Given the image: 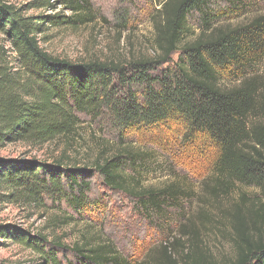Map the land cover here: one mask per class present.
I'll use <instances>...</instances> for the list:
<instances>
[{"label": "trees", "instance_id": "obj_1", "mask_svg": "<svg viewBox=\"0 0 264 264\" xmlns=\"http://www.w3.org/2000/svg\"><path fill=\"white\" fill-rule=\"evenodd\" d=\"M215 1H161L153 22L154 57L75 62L48 53L38 36L93 23L97 13L92 0H29L21 6L0 0V33L12 54L7 59L0 52V148L16 142L42 145L57 138L69 149L79 140L84 117H106L119 131L115 143L97 142L90 168L67 164L66 153L51 161L1 157L0 201L53 209L60 216L66 211L80 215L96 204L91 195V178L96 177L104 188L136 200L150 213L179 207L188 197L187 184L175 179L160 187L146 186L143 175L153 158L124 135L177 122L185 129V139L213 147L207 179L211 192L228 195L236 184L252 186L259 190L260 204L264 202V107L257 109L256 86L248 77L237 85H220L224 72L263 54L264 14L233 28L212 26L208 4ZM237 8L230 7L231 13ZM30 10L38 13L28 15ZM189 11L199 14L200 23L196 37L185 42L193 35ZM229 217L237 250L232 264H264L263 206L248 216L239 202ZM68 219L84 223L69 247L55 235L47 239L7 224L0 225V237L31 251L35 257L29 264H130L86 218ZM193 230L179 231L178 238L160 245L152 262L221 264ZM183 242L179 259L174 249Z\"/></svg>", "mask_w": 264, "mask_h": 264}, {"label": "rangeland", "instance_id": "obj_2", "mask_svg": "<svg viewBox=\"0 0 264 264\" xmlns=\"http://www.w3.org/2000/svg\"><path fill=\"white\" fill-rule=\"evenodd\" d=\"M21 6L29 0H1ZM163 0H92L97 19L90 24L73 29H50L42 36L40 45L48 53L70 61L91 59L125 62L131 58L154 57L158 50L154 44L153 22L157 20V9ZM212 26L233 28L247 23L252 18L264 14V0H233L231 4L217 0L208 4ZM230 7H238L233 13ZM30 10L28 15H35ZM187 21L193 35L185 42L193 40L200 23V16L189 11ZM11 59L9 44L0 33V52ZM177 53L170 58L174 62ZM256 86V107H264V52L257 58L226 71L222 75L221 86L237 85L247 78ZM108 118L91 120L82 118L78 138L72 147L64 149L61 139H53L42 145L25 142L7 144L0 148V158H27L51 161L66 153L71 163L77 167H92L97 151V142H116L119 131ZM127 140L153 158L147 163L143 175L144 184L160 187L173 180H182L188 186V197L180 201L179 207H161L157 213H150L138 205L136 200L120 192L107 190L100 180L92 177L91 195L96 204L88 211L76 214L66 211L60 216L55 210H44L30 205L3 203L0 201V225L7 224L33 234L41 233L50 239L58 237L60 242L70 246L78 237L84 223L71 222L68 217L86 218L92 230L101 232L109 239L122 257L130 264H159L151 258L159 254L160 245L169 244L178 238L179 231L196 230L211 257L221 264H232L237 250L233 245V230L229 214L234 205L241 202L243 211L263 206L259 190L252 186L236 184L228 191L211 192L209 172L214 159L213 147L199 140L185 139L182 123L171 122L169 126L159 124L143 131H127ZM209 185V186H208ZM244 194L245 201L241 200ZM59 219V221H57ZM57 221V222H56ZM67 221V224H62ZM60 226V227H58ZM193 230V231H194ZM175 253H183L185 242L175 245ZM66 257H71L66 252ZM35 255L16 244L10 238L0 237V260L9 264H29ZM36 264H40L36 261ZM42 264V263H41Z\"/></svg>", "mask_w": 264, "mask_h": 264}]
</instances>
